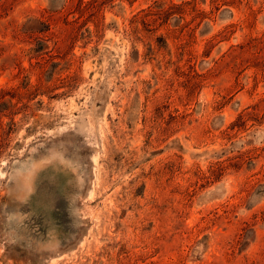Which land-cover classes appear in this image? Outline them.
Instances as JSON below:
<instances>
[{
    "label": "rangeland",
    "instance_id": "rangeland-1",
    "mask_svg": "<svg viewBox=\"0 0 264 264\" xmlns=\"http://www.w3.org/2000/svg\"><path fill=\"white\" fill-rule=\"evenodd\" d=\"M0 264H264V0H0Z\"/></svg>",
    "mask_w": 264,
    "mask_h": 264
}]
</instances>
